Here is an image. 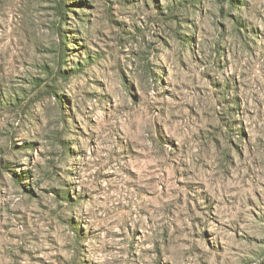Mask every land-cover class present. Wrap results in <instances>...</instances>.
<instances>
[{"label":"rangeland","instance_id":"374dc122","mask_svg":"<svg viewBox=\"0 0 264 264\" xmlns=\"http://www.w3.org/2000/svg\"><path fill=\"white\" fill-rule=\"evenodd\" d=\"M0 264H264V0H0Z\"/></svg>","mask_w":264,"mask_h":264}]
</instances>
